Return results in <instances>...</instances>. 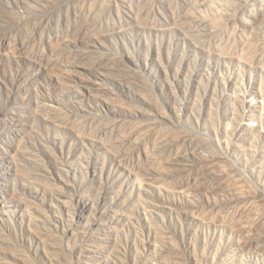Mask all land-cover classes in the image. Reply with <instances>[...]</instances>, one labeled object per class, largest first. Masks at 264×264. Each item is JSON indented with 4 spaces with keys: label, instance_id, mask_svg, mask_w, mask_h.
Masks as SVG:
<instances>
[{
    "label": "rangeland",
    "instance_id": "obj_1",
    "mask_svg": "<svg viewBox=\"0 0 264 264\" xmlns=\"http://www.w3.org/2000/svg\"><path fill=\"white\" fill-rule=\"evenodd\" d=\"M240 1L0 0V264H264V9Z\"/></svg>",
    "mask_w": 264,
    "mask_h": 264
},
{
    "label": "bare ground",
    "instance_id": "obj_2",
    "mask_svg": "<svg viewBox=\"0 0 264 264\" xmlns=\"http://www.w3.org/2000/svg\"><path fill=\"white\" fill-rule=\"evenodd\" d=\"M232 1V0H231ZM244 1V3L242 4L241 2H242V0L240 1V4L239 5H241V6H245V7H247V8H249V9H252V11H255L256 10V8H262V9H264V0H251V1H248V0H243ZM250 2H252V4L250 3ZM225 5H227V4H225ZM228 5H230V4H228ZM238 5V6H239ZM224 5H222V7H223ZM231 6V5H230ZM226 7V6H225ZM229 7V6H228ZM224 8V7H223ZM255 8V9H254ZM242 132V128H239L238 129V133H241ZM227 148H228V150H230V151H234V152H236L238 149H240V145H238V144H235V143H231V144H228L227 145ZM217 160V159H216ZM214 161V160H213ZM222 174V173H221ZM186 186H188V188L190 189V190H194V191H198V188L195 186V184L193 183V184H189V182L186 184ZM198 186V185H197ZM223 186V185H222ZM226 187V186H225ZM203 188L204 187H202V190H203ZM219 188H220V186H219ZM215 191V190H214ZM218 191V190H217ZM222 191V190H221ZM219 192V191H218ZM256 194V193H255ZM258 195V194H257ZM261 195V194H260ZM243 196V195H242ZM248 197V196H247ZM254 198H255V196H254ZM258 198V197H257ZM239 199H242L241 198V196H240V198H235V199H233V200H229V201H226V202H224L223 203V205H224V207H226V208H229L230 206H233V205H237V204H239L240 202H242V200L240 201ZM245 202V201H244ZM244 202H242L243 204H245ZM240 205V204H239ZM234 207V206H233ZM245 208V207H244ZM247 208V207H246ZM246 211V210H245ZM242 212H244V211H242ZM251 212V211H250ZM248 213V212H247ZM241 214V213H240ZM241 215H243V214H241ZM240 215V216H241ZM248 217V216H247ZM262 217V216H261ZM261 217H260V219H261ZM252 219L254 220V218L252 217ZM264 219V218H263ZM252 220V221H253ZM255 221V220H254ZM263 221V220H262ZM250 222V221H249ZM258 222V221H257ZM254 223V222H253ZM259 223V222H258ZM250 224V223H249ZM258 225H260V223L258 224ZM257 225V226H258ZM262 225V224H261ZM249 226V225H248ZM256 226V224L253 226V224H252V226L250 225V227H248V229H249V231L252 229V228H256L257 227ZM263 227H264V224H263ZM246 228H247V226H246ZM259 228H260V226H259ZM258 228V229H259ZM261 229V231L262 232H264V228H260ZM254 230V229H253ZM257 230V229H256ZM245 231V230H244ZM247 232V231H246ZM252 234V233H251ZM264 241V240H263ZM263 241L262 240H258V239H255V238H253V237H250V238H247V240H245L244 241V243H242L243 245V247L244 248H255L256 250L257 249H259V248H263L264 249V244H263Z\"/></svg>",
    "mask_w": 264,
    "mask_h": 264
}]
</instances>
